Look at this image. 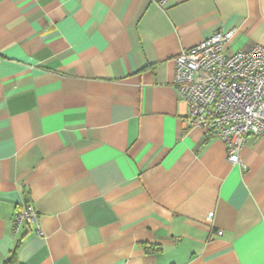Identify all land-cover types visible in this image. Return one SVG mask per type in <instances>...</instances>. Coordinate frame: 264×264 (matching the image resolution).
<instances>
[{
	"label": "crops",
	"instance_id": "1",
	"mask_svg": "<svg viewBox=\"0 0 264 264\" xmlns=\"http://www.w3.org/2000/svg\"><path fill=\"white\" fill-rule=\"evenodd\" d=\"M216 31L264 0H0V264H264V138L231 163L173 84Z\"/></svg>",
	"mask_w": 264,
	"mask_h": 264
},
{
	"label": "built area",
	"instance_id": "2",
	"mask_svg": "<svg viewBox=\"0 0 264 264\" xmlns=\"http://www.w3.org/2000/svg\"><path fill=\"white\" fill-rule=\"evenodd\" d=\"M233 31H216L174 57L173 84L186 103L184 124L219 138L228 160L239 163L238 151L248 135L264 138V45L226 53ZM35 223L37 213L28 202L16 216ZM37 233L41 234L37 229ZM221 234L222 231L216 232Z\"/></svg>",
	"mask_w": 264,
	"mask_h": 264
},
{
	"label": "trees",
	"instance_id": "3",
	"mask_svg": "<svg viewBox=\"0 0 264 264\" xmlns=\"http://www.w3.org/2000/svg\"><path fill=\"white\" fill-rule=\"evenodd\" d=\"M144 248L147 251H150L151 250V247L149 245H144ZM14 253L15 252H12V257H10L9 259L6 260V264H8L11 261V259L13 258Z\"/></svg>",
	"mask_w": 264,
	"mask_h": 264
}]
</instances>
